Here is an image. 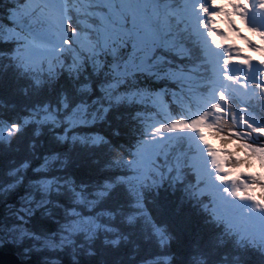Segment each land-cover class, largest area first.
<instances>
[{"label":"trees","instance_id":"trees-1","mask_svg":"<svg viewBox=\"0 0 264 264\" xmlns=\"http://www.w3.org/2000/svg\"><path fill=\"white\" fill-rule=\"evenodd\" d=\"M39 1L0 0V122L12 128L0 134V250L31 264H264V218L245 209L250 197L264 206V188L236 194L249 177L259 183L246 165L224 175L222 195L199 171L197 139L172 133L205 120L194 96L201 46L191 27L166 20L163 2L144 10L141 25L146 15L124 18L104 0H69L72 37L40 60L27 42L62 33ZM148 30L157 47L133 50L135 33ZM205 72L207 89L213 76ZM256 94L239 95L253 111L232 114L211 147L232 157L237 146L264 148V94ZM79 113L80 123L71 120ZM157 140L159 155L144 159V143ZM237 195L244 203L231 200Z\"/></svg>","mask_w":264,"mask_h":264},{"label":"rangeland","instance_id":"rangeland-1","mask_svg":"<svg viewBox=\"0 0 264 264\" xmlns=\"http://www.w3.org/2000/svg\"><path fill=\"white\" fill-rule=\"evenodd\" d=\"M43 1V0H42ZM108 4V0H104ZM184 2H188L190 4V0H183ZM192 1V0H191ZM209 1V0H208ZM212 5L209 1H205L207 5H210V8H204V13L200 10L196 3L190 4L191 8L189 7V11L187 8L184 10L181 9V12H185L186 24L191 27V29L196 33L198 36L197 42L200 44L201 53L199 54V60L203 63L204 56L207 60V63L210 65L209 72H212L214 76V86H213V93L214 96L212 101L209 105V110L211 111L216 99L219 90H233L235 92H241L244 90V86L240 81V69H246L242 63L248 62L249 69L252 70H262L264 63L257 62L252 60V51L258 48L257 44L261 41L259 37V30L255 31L254 34L249 32V25H253L255 28L258 26H262L264 28V0H213ZM38 3L40 1L38 0ZM58 3L62 8L64 7L61 5V2L58 0ZM197 9V10H196ZM86 9L81 6V13L85 15ZM177 11H179L177 9ZM180 12V11H179ZM91 14V13H90ZM206 16L209 21V25L202 24L198 22V17ZM234 18H238V20H244L246 18L247 26L241 27L240 25H236L233 21ZM60 18V16H59ZM189 23V24H188ZM261 23V24H260ZM197 24V25H196ZM243 25V23H242ZM17 26L20 27L18 32L24 33L26 30L25 25L23 22L20 21L17 23ZM59 28L64 30L63 19H59ZM224 29V32L222 31ZM15 34L12 31H7L6 38H9L10 35ZM137 40L139 41V49L143 52H146L147 49L153 47V42L148 44L146 39H143L140 35L136 34ZM212 35V37H210ZM139 36V38H138ZM20 37V36H18ZM224 38L222 42H227V48H229L232 53L231 60H226L223 57L222 53V43L216 42L215 38ZM23 40V39H22ZM44 40L41 38H34L32 39L31 44L27 42V53L30 56H35V58L42 59L43 55H49L48 58H52L55 56V51L60 46L61 40L54 41L52 43H45ZM76 41V39H75ZM144 42L147 43V48ZM132 49L137 51V48ZM207 75V74H203ZM153 96H157L159 98L160 94L157 92V95L154 93ZM162 105H164V100L161 98ZM163 108V106H160ZM166 109V108H165ZM207 109H203L202 114L208 112ZM208 115V113L206 114ZM70 117V116H69ZM71 120L76 122H81V113L79 114H72ZM194 125V123H193ZM198 127V124L197 126ZM12 128L7 127L3 122H0V134L6 131H10ZM197 130H194L193 133H196ZM164 136H159L161 139ZM152 141H154L152 139ZM161 140H157L156 142L150 143L149 146L147 143L141 148V155L145 159L146 157L152 159V152L155 149L153 144L160 143ZM264 143V139H263ZM198 148V153L201 159V173L205 175L208 181L211 182L212 187L217 189L218 191H222L229 183V179L226 177L224 181L218 179V175L221 173L223 175H227L226 173L232 172L235 173L240 167H248L249 173H252V177L256 179L259 183L255 184L251 182V177L248 178V184L243 185V189L241 194L245 195L248 191L253 190L254 188H264V148L261 147H254L250 145L246 146H237L236 150H232L234 152L233 157L236 162L228 163L227 164V171L220 172L217 171L218 167L214 160L210 157V155L215 153L214 150L210 151L209 146L206 145L202 140L199 143H196ZM245 159L254 160L256 166L254 167L250 163H246ZM239 160L245 161L244 163L241 162L237 164ZM235 164V165H234ZM251 179V180H250ZM241 181V180H240ZM245 198H241L238 196L231 197L232 201L236 203L242 204L244 203ZM256 204H253L250 200H247L246 204V211L254 213L257 218H264V208L259 206L260 208L257 209ZM83 223H86V220H82Z\"/></svg>","mask_w":264,"mask_h":264},{"label":"bare ground","instance_id":"bare-ground-1","mask_svg":"<svg viewBox=\"0 0 264 264\" xmlns=\"http://www.w3.org/2000/svg\"><path fill=\"white\" fill-rule=\"evenodd\" d=\"M93 0H90V2H92ZM108 1H110L111 3H113L115 0H108ZM171 2H176L175 0H170ZM43 2V4H47L44 0L42 1ZM95 2V1H94ZM179 2H181V6H184V8H187V10H188V12H190L189 10V1L188 2H185V4H183L182 3V0L181 1H179ZM43 4H41L39 7H38V11L40 12V13H43V12H47V9H48V7L47 6H45V5H43ZM177 4V3H176ZM94 5V4H93ZM97 5V4H96ZM178 6V5H177ZM197 10V9H196ZM180 11V10H179ZM175 12V13H172V14H170V15H168V14H166L165 13V16H166V20H171L172 18H175V19H177V20H180L181 21V19H180V15L182 14V15H185L184 13L185 12ZM71 17V18H70ZM69 18H68V20L69 21H71L72 22V20L74 21L75 19H74V17H72V16H70ZM82 17V16H81ZM163 20H164V18L163 17H161ZM52 20H53V23H55V24H57V25H59V21L57 20V18H55V17H52ZM57 20V21H56ZM44 22H46V18H45V16H44ZM182 22V21H181ZM184 23V22H183ZM185 24V23H184ZM189 24V23H188ZM135 25V24H134ZM197 25V24H196ZM181 28V27H180ZM136 29H139V28H136ZM179 31V30H178ZM134 32V31H133ZM132 32V33H133ZM137 32H138V30H137ZM183 32V31H182ZM172 33V32H171ZM140 33H138V35H139ZM146 34V33H145ZM175 35V34H174ZM182 35H183V33H182ZM62 37H61V43H60V46H59V48L57 49V51H55V53L56 52H59V50L62 48V45H64V40H63V34L61 35ZM135 36V37H134ZM133 37V40H132V43H135L136 45H138V47H136L137 48V50L139 49V41L137 40V37H136V35H134ZM160 36H164V33L162 32V31H160ZM177 36H178V34H177ZM169 37V36H168ZM138 38H139V36H138ZM143 39H146L147 40V42H148V44H150V43H152L153 42V44H155V43H157L158 42V40H159V37H157L156 35L155 36H150V37H142ZM177 38V37H176ZM117 39V38H116ZM170 39V38H169ZM173 39V38H172ZM73 40L75 41V37L73 38ZM161 43L162 44H164V41H161ZM144 44L146 45V47L145 48H147V43L146 42H144ZM135 45V46H136ZM131 47H133L132 46V44H131ZM166 49V52L168 53V55L170 54V52L168 51V49L167 48H165ZM140 50V49H139ZM148 50V49H147ZM181 50L182 51H184V49L183 48H181ZM142 52V51H141ZM205 57V56H204ZM130 58V57H129ZM210 75L212 74V72H210L209 73ZM213 91V90H212ZM195 96V95H194ZM145 97L146 98H148V99H150L147 95H145ZM160 136H165V132H163V131H161V133H160ZM193 138H191L190 140H192ZM182 140V139H181ZM188 140V139H187ZM161 142V141H160ZM188 145H189V143H188ZM185 146V145H184ZM185 152V151H184ZM153 156V155H152ZM183 156V155H182ZM147 161H149V160H147ZM197 167L196 166H194L193 167V172H194V170L196 169ZM199 171L201 172V169H200V167H199ZM188 172H189V170H188ZM187 172V173H188ZM221 175V174H220ZM187 176H189V175H187ZM200 176H202V175H200ZM206 179H207V177L205 176V175H203ZM219 176V175H218ZM208 180V179H207ZM208 187V186H207ZM201 205V204H200ZM6 252V251H5Z\"/></svg>","mask_w":264,"mask_h":264},{"label":"water","instance_id":"water-1","mask_svg":"<svg viewBox=\"0 0 264 264\" xmlns=\"http://www.w3.org/2000/svg\"><path fill=\"white\" fill-rule=\"evenodd\" d=\"M0 264H31L23 261L16 254L0 250Z\"/></svg>","mask_w":264,"mask_h":264}]
</instances>
